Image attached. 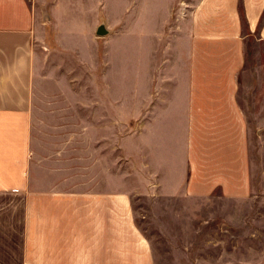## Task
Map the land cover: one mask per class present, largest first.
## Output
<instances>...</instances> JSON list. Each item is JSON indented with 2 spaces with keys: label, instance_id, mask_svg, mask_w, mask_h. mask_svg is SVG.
Returning a JSON list of instances; mask_svg holds the SVG:
<instances>
[{
  "label": "crops",
  "instance_id": "1",
  "mask_svg": "<svg viewBox=\"0 0 264 264\" xmlns=\"http://www.w3.org/2000/svg\"><path fill=\"white\" fill-rule=\"evenodd\" d=\"M42 1L0 0V264H157L134 204L159 203L165 218L186 198L232 246L242 226V264H264V0L184 1L175 19L148 23L147 36L164 37L162 59L148 56L145 128L132 130L129 149L106 81L74 92L86 42L114 32L106 17L93 35L62 36L74 2Z\"/></svg>",
  "mask_w": 264,
  "mask_h": 264
},
{
  "label": "rangeland",
  "instance_id": "2",
  "mask_svg": "<svg viewBox=\"0 0 264 264\" xmlns=\"http://www.w3.org/2000/svg\"><path fill=\"white\" fill-rule=\"evenodd\" d=\"M55 0L42 1L43 10H49ZM60 2L68 0H56ZM74 2L73 12L69 9L66 24L59 20L58 31L62 36H74L76 39L93 35V27L98 22L99 13L106 17L110 30L109 36L96 37L97 41L86 42L90 50L86 62L75 59L73 75L74 92L76 97L83 95L82 82L98 79L106 81V87L101 94L109 102L118 101L122 106L124 147H130L132 130H144L147 97L152 92L148 80V56L155 52L161 60L164 37L147 36L148 23L160 25L163 14L175 19L182 11L184 1L190 0H69ZM69 21V23H67ZM89 28V32H88ZM45 27L44 32L49 36L55 33V27ZM91 29V31H90ZM177 46V36H167ZM152 60V57H151ZM88 65L90 68H88ZM152 65V63H151ZM70 76V75H69ZM99 90H91V95H98ZM242 105L250 112V104L246 93L248 89L244 82ZM118 105V104H117ZM120 106V105H119ZM138 116V120L137 119ZM251 116V115H250ZM133 119V121H131ZM143 120V121H142ZM127 159L130 153L126 155ZM125 159V155H124ZM145 151L140 150L138 163L140 173L138 181L146 180ZM223 207L228 202L222 201ZM238 203V202H237ZM136 221L144 234L150 239L157 264H221L229 260V264H242L246 250L242 245V226L235 228L234 244L225 233H211L209 226H202L198 219V199L186 198L180 202H172V213L162 218L163 212L159 203L137 201L135 204ZM241 204L235 202L236 221L241 222ZM183 212H186L185 215ZM221 223L219 218H216ZM212 220V219H211ZM215 226V220L209 221ZM202 227V228H200ZM217 240V245L215 241ZM213 241V242H212ZM223 243V245L220 244ZM259 250L251 249L250 255L258 257ZM216 260L218 263H215Z\"/></svg>",
  "mask_w": 264,
  "mask_h": 264
},
{
  "label": "water",
  "instance_id": "3",
  "mask_svg": "<svg viewBox=\"0 0 264 264\" xmlns=\"http://www.w3.org/2000/svg\"><path fill=\"white\" fill-rule=\"evenodd\" d=\"M110 31L106 26V23L104 20H101L100 24L96 27V35H106L108 34Z\"/></svg>",
  "mask_w": 264,
  "mask_h": 264
}]
</instances>
